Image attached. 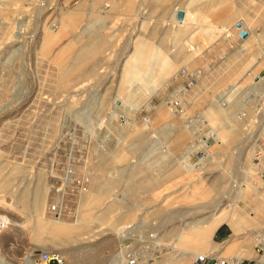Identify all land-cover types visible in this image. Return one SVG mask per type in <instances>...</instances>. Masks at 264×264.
Here are the masks:
<instances>
[{"label": "rangeland", "instance_id": "obj_1", "mask_svg": "<svg viewBox=\"0 0 264 264\" xmlns=\"http://www.w3.org/2000/svg\"><path fill=\"white\" fill-rule=\"evenodd\" d=\"M262 127L264 0H0V264L264 254Z\"/></svg>", "mask_w": 264, "mask_h": 264}, {"label": "built area", "instance_id": "obj_2", "mask_svg": "<svg viewBox=\"0 0 264 264\" xmlns=\"http://www.w3.org/2000/svg\"><path fill=\"white\" fill-rule=\"evenodd\" d=\"M254 163L257 169L259 168L261 171L260 177L264 185V127H262L256 140ZM131 262L134 264V258L131 259ZM34 264H66V259L58 251L43 250L37 254ZM192 264H264V258L263 254L257 249V256L252 258L237 260L235 258L205 255L194 260Z\"/></svg>", "mask_w": 264, "mask_h": 264}, {"label": "crops", "instance_id": "obj_3", "mask_svg": "<svg viewBox=\"0 0 264 264\" xmlns=\"http://www.w3.org/2000/svg\"><path fill=\"white\" fill-rule=\"evenodd\" d=\"M217 131V130H216ZM217 135L220 134L219 131L216 132ZM260 178H258L257 182L260 184ZM257 184V183H256ZM248 185L245 186V188L247 187ZM244 188V189H245ZM259 190L262 189L258 186ZM256 192V191H255ZM254 192V193H255ZM241 193H246V192H242ZM263 193H264V190H263ZM245 202H247L248 204L250 202L246 201V200H243ZM259 210H260V207L262 206V202L259 203V205H257ZM261 218H262V221L254 226H251V228H249V226H245L242 221L236 219L235 222L238 223V221H240V230L241 231H245L243 232L241 235H240V239H241V243H251L252 245L255 244V242H264V212H262V210H260V215H259ZM233 220L232 221H229V222H221L218 226L220 227L223 223H227L230 228H232L231 224H232ZM234 223V222H233ZM217 226V227H218ZM249 231V232H247ZM261 235H260V234ZM259 236H261L259 238ZM237 243L234 244V242H231L227 245L226 249H225V253L224 254H229V253H233V255L231 254V256H228V258H235L237 260H240V257H239V252H240V247L238 249V246L239 245H236ZM234 245V250H232L233 248L230 247V246H233ZM248 247H244L243 246V250L244 249H247ZM235 249L237 252H235ZM250 249V248H248ZM246 255L245 254H242V257L245 258V257H256L257 256V252L255 251V248H254V251H246Z\"/></svg>", "mask_w": 264, "mask_h": 264}, {"label": "bare ground", "instance_id": "obj_4", "mask_svg": "<svg viewBox=\"0 0 264 264\" xmlns=\"http://www.w3.org/2000/svg\"><path fill=\"white\" fill-rule=\"evenodd\" d=\"M219 113H220V111H219ZM169 129V128H168ZM220 129V126H216V130L218 131ZM170 130V129H169ZM172 130V129H171ZM215 130V129H214ZM216 132V131H215ZM165 133V132H164ZM209 137H210V135H207V136H205L204 138V140H202V142H203V144L204 145H206L207 146V144L209 143ZM216 137V136H215ZM192 147V146H191ZM184 167L187 169V170H189V171H192V166H191V164L190 163H188V162H186L185 164H184ZM258 189L259 188H257V186L255 185V184H252V186L250 187V186H247L246 187V189H244V190H242V192H246V193H248V190H250V191H252L251 193H254L255 191H258ZM246 193H240V196H244ZM43 204H44V201L42 200L41 201V203H40V207H42L43 206ZM217 223L219 224L220 223V219H218L217 220V222H216V225H217ZM122 239H123V241L125 242L126 241V239L127 238H124L123 236H122ZM192 241V240H191ZM260 243V242H259ZM124 245H125V247L127 246V243L125 242L124 243ZM250 250H252V249H244L243 250V248L240 250V252H239V257H240V260L241 259H243V257H242V254H247L246 253V251H250ZM129 256H131V254H129ZM263 258H264V254H263ZM25 264H34V260L33 261H30V259H27L26 261H25ZM113 264H116V263H113ZM117 264H131V263H129V262H120V261H118L117 262Z\"/></svg>", "mask_w": 264, "mask_h": 264}, {"label": "water", "instance_id": "obj_5", "mask_svg": "<svg viewBox=\"0 0 264 264\" xmlns=\"http://www.w3.org/2000/svg\"><path fill=\"white\" fill-rule=\"evenodd\" d=\"M246 34H247V32H245V31L242 32V35L243 36H246Z\"/></svg>", "mask_w": 264, "mask_h": 264}]
</instances>
